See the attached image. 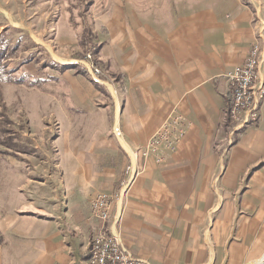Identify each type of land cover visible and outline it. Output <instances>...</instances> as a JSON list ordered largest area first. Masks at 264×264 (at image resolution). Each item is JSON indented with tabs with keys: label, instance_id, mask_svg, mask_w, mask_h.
Listing matches in <instances>:
<instances>
[{
	"label": "crops",
	"instance_id": "obj_1",
	"mask_svg": "<svg viewBox=\"0 0 264 264\" xmlns=\"http://www.w3.org/2000/svg\"><path fill=\"white\" fill-rule=\"evenodd\" d=\"M126 1L98 16L108 75L94 78L86 99L104 116L69 173L68 203L27 230L17 218L1 222L0 264H80L100 232L147 264H245L264 255V98L258 120L235 129L228 79L255 43L264 77V0ZM175 115L188 121L177 148L163 161L138 156ZM129 166L135 179L110 217L94 216L93 193L117 191Z\"/></svg>",
	"mask_w": 264,
	"mask_h": 264
},
{
	"label": "rangeland",
	"instance_id": "obj_2",
	"mask_svg": "<svg viewBox=\"0 0 264 264\" xmlns=\"http://www.w3.org/2000/svg\"><path fill=\"white\" fill-rule=\"evenodd\" d=\"M114 1L0 0V34L8 29L3 40L15 70L13 79L0 80V223L17 218L27 230L30 220L49 219L66 207L69 173L83 160L84 138L104 116L86 98L94 94V78L108 75L102 61L94 73L93 45L104 30L98 16ZM104 102L111 121L112 102ZM5 244L0 234V251Z\"/></svg>",
	"mask_w": 264,
	"mask_h": 264
},
{
	"label": "built area",
	"instance_id": "obj_3",
	"mask_svg": "<svg viewBox=\"0 0 264 264\" xmlns=\"http://www.w3.org/2000/svg\"><path fill=\"white\" fill-rule=\"evenodd\" d=\"M261 47L255 43L245 62L236 67L228 79L232 88L230 117L235 129H243L259 117L260 104L264 98V77L261 73ZM95 74L100 73L97 67ZM188 130L187 118L175 115L167 120L151 140L138 150V156H155L163 161L165 151H174ZM128 176L123 178L114 193L96 192L91 200L92 214L102 220L110 217L114 202L122 197L135 179L137 170L127 168ZM80 264H147L135 257L129 249L121 245L117 237L103 232L92 238L90 253Z\"/></svg>",
	"mask_w": 264,
	"mask_h": 264
},
{
	"label": "trees",
	"instance_id": "obj_4",
	"mask_svg": "<svg viewBox=\"0 0 264 264\" xmlns=\"http://www.w3.org/2000/svg\"><path fill=\"white\" fill-rule=\"evenodd\" d=\"M7 31H8V29H6L5 32H2L0 34V46H1V48H0V80H11L15 76V70L9 66V60H8L9 55L12 54V53H9L10 51H8L10 48L9 47L10 43H6L3 40L7 34ZM97 46L99 48L98 51H97ZM97 46L93 45V47H95L94 52L97 53V57H98V59H96L95 63H93V65L95 67H98L99 63L101 61L99 59V52L101 50L102 45L98 43ZM11 48H12L11 50H13L15 52L18 49V44H16L14 47H11ZM37 81H41V80L37 79ZM11 139L12 138H9L8 141H10Z\"/></svg>",
	"mask_w": 264,
	"mask_h": 264
},
{
	"label": "bare ground",
	"instance_id": "obj_5",
	"mask_svg": "<svg viewBox=\"0 0 264 264\" xmlns=\"http://www.w3.org/2000/svg\"><path fill=\"white\" fill-rule=\"evenodd\" d=\"M262 262H264V257L262 259L257 260V261H253L249 264H261Z\"/></svg>",
	"mask_w": 264,
	"mask_h": 264
}]
</instances>
